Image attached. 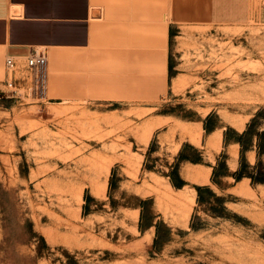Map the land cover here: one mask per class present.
Here are the masks:
<instances>
[{
	"label": "rangeland",
	"instance_id": "obj_1",
	"mask_svg": "<svg viewBox=\"0 0 264 264\" xmlns=\"http://www.w3.org/2000/svg\"><path fill=\"white\" fill-rule=\"evenodd\" d=\"M174 25L149 104L0 83V264H264V0ZM200 190V191H199Z\"/></svg>",
	"mask_w": 264,
	"mask_h": 264
},
{
	"label": "crops",
	"instance_id": "obj_2",
	"mask_svg": "<svg viewBox=\"0 0 264 264\" xmlns=\"http://www.w3.org/2000/svg\"><path fill=\"white\" fill-rule=\"evenodd\" d=\"M257 1L0 0V83L7 58L22 66L45 52L49 101L155 103L167 90L171 28L243 25Z\"/></svg>",
	"mask_w": 264,
	"mask_h": 264
},
{
	"label": "built area",
	"instance_id": "obj_3",
	"mask_svg": "<svg viewBox=\"0 0 264 264\" xmlns=\"http://www.w3.org/2000/svg\"><path fill=\"white\" fill-rule=\"evenodd\" d=\"M26 64L32 70L37 72H42L43 77V69L46 64V54L45 52H33L26 58ZM14 62L11 58H7L5 61V67L7 70H12L14 68Z\"/></svg>",
	"mask_w": 264,
	"mask_h": 264
},
{
	"label": "bare ground",
	"instance_id": "obj_4",
	"mask_svg": "<svg viewBox=\"0 0 264 264\" xmlns=\"http://www.w3.org/2000/svg\"><path fill=\"white\" fill-rule=\"evenodd\" d=\"M9 71V70H8Z\"/></svg>",
	"mask_w": 264,
	"mask_h": 264
},
{
	"label": "trees",
	"instance_id": "obj_5",
	"mask_svg": "<svg viewBox=\"0 0 264 264\" xmlns=\"http://www.w3.org/2000/svg\"><path fill=\"white\" fill-rule=\"evenodd\" d=\"M200 191V190H199Z\"/></svg>",
	"mask_w": 264,
	"mask_h": 264
}]
</instances>
